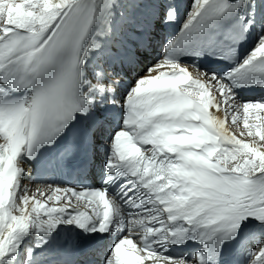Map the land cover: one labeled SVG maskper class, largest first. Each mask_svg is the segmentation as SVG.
<instances>
[{"label":"snow or ice","instance_id":"obj_1","mask_svg":"<svg viewBox=\"0 0 264 264\" xmlns=\"http://www.w3.org/2000/svg\"><path fill=\"white\" fill-rule=\"evenodd\" d=\"M124 3L127 14L113 32L121 0H0V264H14L30 231L50 236L60 224L86 237H116L106 248L69 245L99 256V264H219L224 245L252 221L264 229V98L241 100L235 91L264 89V31L221 74L180 61L209 55L232 62L256 0H191L161 58L117 98L114 66L133 65L135 48L148 50L150 34L174 23L177 11L170 3ZM92 51L99 61L89 78L83 68ZM90 112L83 145L111 118L119 121L100 186L24 184L30 170L23 158L36 159L77 114ZM50 163H83L80 145L70 143ZM189 240L200 245L190 257L165 254ZM246 255L247 264H264V238ZM32 256L27 249L25 264Z\"/></svg>","mask_w":264,"mask_h":264},{"label":"bare ground","instance_id":"obj_2","mask_svg":"<svg viewBox=\"0 0 264 264\" xmlns=\"http://www.w3.org/2000/svg\"><path fill=\"white\" fill-rule=\"evenodd\" d=\"M150 2L157 3L158 0H150ZM258 3H259V5H260V9L264 11V0H258ZM122 11H123L125 14H127V5L124 3V0H121V6H120V8L114 10V16H113V19H112V25H111V26H112V29H113V32H115V31L119 28V26H120V22H121V19H122L120 13H121ZM256 14H257V12H255V15H256ZM177 20H178V18H176V20H175L174 23L169 24V25H167V26H168V27H172V26L177 22ZM95 28H96V26L94 25L92 31H95ZM97 39H101V37H97ZM151 40H152V39H151ZM158 40H159V39H158ZM97 56H98V54H97ZM98 57H99V56H98ZM88 63H90L89 56L86 58V60H85V64H84V68H83V71H84L85 75H88V72H87ZM97 63H98V62H96V66H97ZM94 70H95V69L93 68V70L90 72V74H89L88 76H86V77H89V78H90V77H91V73H92ZM95 111H96V109H93V110H92V112H95ZM92 112H90L87 116H80L79 114H77V119L74 120L76 126H77V127H80V126L83 125V122H82V119H83V118H86V117H89V116H92V117H93ZM93 118H94V117H93ZM95 133H97V132H95ZM57 142H58V139H57V141H56L55 143H53L52 145L57 144ZM23 159H24V158H23ZM25 162H26V160L24 159V163H25ZM82 179H83V178H82ZM23 183L25 184V181H23ZM26 184H27V183H26ZM30 187H32V186H30ZM32 188L35 189L36 187H32ZM50 206H57V205H50ZM30 232H31V231H30ZM30 232H29V234H30ZM29 240L31 241L32 246H33V247H32V249H33V253L36 254L38 257H41V258H42V259H40V260L38 261L40 264H56L55 256L53 255V254H55V253L51 254L52 251H49V250H50L49 248H44V247L42 246L41 248L37 249V248L35 247V245L40 241V240H38V238H37L36 236H32L31 239H29ZM48 244H50V243H48ZM53 244H54V243H51V245H53Z\"/></svg>","mask_w":264,"mask_h":264}]
</instances>
